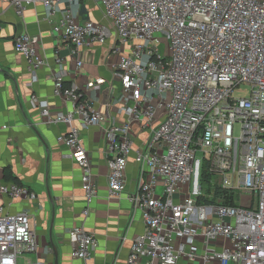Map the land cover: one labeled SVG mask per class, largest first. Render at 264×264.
I'll list each match as a JSON object with an SVG mask.
<instances>
[{
	"label": "built area",
	"instance_id": "2783aa9c",
	"mask_svg": "<svg viewBox=\"0 0 264 264\" xmlns=\"http://www.w3.org/2000/svg\"><path fill=\"white\" fill-rule=\"evenodd\" d=\"M63 1L88 0L10 3L21 17L32 4L40 2L53 12ZM95 1L103 8L106 23L80 21L69 13L53 23V32L78 51L115 38L121 109L127 120L111 118L93 106L86 91L75 83L66 85L60 58L61 68L52 75L54 94L70 101L71 110L53 114L46 99L31 96L48 123L71 126L59 139L82 168L84 215L98 197L99 185L91 152L73 122L78 118L85 128L105 124L113 198L126 191L132 127L141 122L152 129L136 156L147 177L142 176L128 197L141 209L145 231L133 243L128 264L194 261L201 256L198 236L207 246L228 242L219 249L207 248L205 264H264V0ZM39 43L38 36L28 33L14 37L15 50L32 70L45 64ZM77 64L81 67L83 60ZM103 83L99 78L88 86L99 90ZM243 83L251 87V94L236 97L235 88ZM1 195L36 198L15 181L0 182ZM69 234L72 256L92 257L97 236L83 226ZM38 249L29 213H11L1 204L0 264H47L28 258Z\"/></svg>",
	"mask_w": 264,
	"mask_h": 264
},
{
	"label": "crops",
	"instance_id": "0c3cea01",
	"mask_svg": "<svg viewBox=\"0 0 264 264\" xmlns=\"http://www.w3.org/2000/svg\"><path fill=\"white\" fill-rule=\"evenodd\" d=\"M69 13L80 21L106 23L104 10L95 0L63 1L53 12L38 2L28 6L21 17L10 0H0V182L15 181L4 177L3 169L10 166L19 184L36 194L35 199L1 195L0 205L4 204L11 213H29L31 228L39 242L38 251L28 257L31 261L128 264L133 243L145 231L142 211L128 195L136 191L142 176L147 177L142 174L136 156L150 140L152 129L143 127L141 122L133 124L134 146L126 169V191L121 197L113 198L108 188L105 124L85 128L78 118L73 122L91 152L99 185V195L90 204L89 214L84 215L87 202L82 188V168L68 156V147L59 139L71 126L65 122L48 123L42 108L31 99L33 94L46 99L53 114L71 110L70 101L54 94L52 75L61 68L57 61L60 58L66 85L75 83L86 91L93 106L111 118L117 121L128 118L121 109L122 84L116 74L119 55L113 51L115 38L104 45L76 50L68 39L53 32V23ZM22 33L40 38L38 52L45 64L35 70L15 50L14 37ZM80 58L81 67L77 64ZM99 78L104 79L101 89L88 86ZM162 114L161 109L159 119ZM79 226L98 239V246L89 259L72 256L69 231ZM220 244L228 242L222 240L207 246L204 238L198 236L196 247L201 256L194 261L182 259L177 264H205L206 249H219Z\"/></svg>",
	"mask_w": 264,
	"mask_h": 264
},
{
	"label": "rangeland",
	"instance_id": "374dc122",
	"mask_svg": "<svg viewBox=\"0 0 264 264\" xmlns=\"http://www.w3.org/2000/svg\"><path fill=\"white\" fill-rule=\"evenodd\" d=\"M234 94L236 97H249L251 94V87L247 84H241L240 86L235 88ZM219 195V194H218ZM237 197V194H234ZM241 198V197H239ZM227 200H229L228 198H226ZM230 200L234 201V197H231Z\"/></svg>",
	"mask_w": 264,
	"mask_h": 264
},
{
	"label": "trees",
	"instance_id": "16d2710c",
	"mask_svg": "<svg viewBox=\"0 0 264 264\" xmlns=\"http://www.w3.org/2000/svg\"><path fill=\"white\" fill-rule=\"evenodd\" d=\"M3 174L6 180H10L13 179L15 180L17 183H20V180L17 176H15L13 174L12 168L10 166H7L3 169ZM220 193V192H219ZM218 195V194H217ZM228 198V197H227ZM229 201V200H228ZM232 203H235L234 201H232Z\"/></svg>",
	"mask_w": 264,
	"mask_h": 264
}]
</instances>
